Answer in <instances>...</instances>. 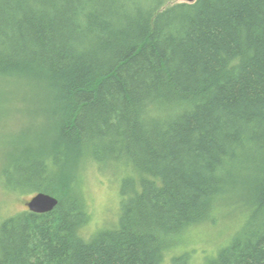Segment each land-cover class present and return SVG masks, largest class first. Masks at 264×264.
I'll return each instance as SVG.
<instances>
[{
    "label": "trees",
    "instance_id": "1",
    "mask_svg": "<svg viewBox=\"0 0 264 264\" xmlns=\"http://www.w3.org/2000/svg\"><path fill=\"white\" fill-rule=\"evenodd\" d=\"M7 86L53 108L2 180L59 203L0 222V264H191L173 252L225 199L243 222L208 264H264V0H0V107ZM91 163L137 175L86 236Z\"/></svg>",
    "mask_w": 264,
    "mask_h": 264
},
{
    "label": "rangeland",
    "instance_id": "2",
    "mask_svg": "<svg viewBox=\"0 0 264 264\" xmlns=\"http://www.w3.org/2000/svg\"><path fill=\"white\" fill-rule=\"evenodd\" d=\"M184 1L169 0V4ZM6 94L10 96L0 107V222L28 209L26 203L34 195L33 192L11 190L4 184L1 172L8 160L6 151L9 147H18V143H28L29 134H38L42 138L46 136L47 125L43 126L45 115L42 109L53 108L48 99L49 93L39 91L35 97L28 86L24 88L7 86ZM18 134L20 140L12 141L11 139ZM86 165L85 173L82 174L83 190L90 219L84 228V234L90 236L98 230L117 225L121 214V201L124 198L122 195L124 180L136 177L137 174L126 164ZM222 202L224 204L219 211L220 214H217L219 220L215 223L207 221L192 227L183 235L186 240L176 247L173 254L188 251L191 255V264H208L211 256H215L218 250L228 243L243 222L244 214L232 205V201L225 199Z\"/></svg>",
    "mask_w": 264,
    "mask_h": 264
},
{
    "label": "water",
    "instance_id": "3",
    "mask_svg": "<svg viewBox=\"0 0 264 264\" xmlns=\"http://www.w3.org/2000/svg\"><path fill=\"white\" fill-rule=\"evenodd\" d=\"M196 0H185V2L193 3ZM59 203V199L49 193L38 192L30 198L26 203L30 211L36 213H46L52 211Z\"/></svg>",
    "mask_w": 264,
    "mask_h": 264
}]
</instances>
